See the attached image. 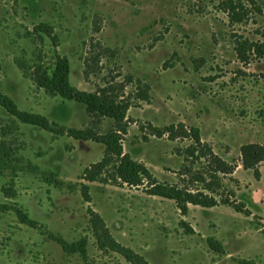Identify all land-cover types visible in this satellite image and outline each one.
Listing matches in <instances>:
<instances>
[{
    "label": "rangeland",
    "instance_id": "1",
    "mask_svg": "<svg viewBox=\"0 0 264 264\" xmlns=\"http://www.w3.org/2000/svg\"><path fill=\"white\" fill-rule=\"evenodd\" d=\"M222 1L0 0V92L58 124L46 131L0 106V147L19 158L0 167V264H264V162L256 180L239 153L241 144H264V55L243 61L236 50L243 39L264 42V0H237L247 11L240 22L229 21ZM40 22L52 27L50 37L29 35ZM56 54L69 61L70 84L106 88L129 104L122 150L159 181L187 177L179 167L191 138L158 136L156 128L197 126L203 142L235 163L237 184L222 180L249 215L220 204H189L182 215L173 200L113 179L112 164L101 169L105 181L80 178L103 144L59 126L104 132L113 123L36 84ZM83 237L85 256L57 240Z\"/></svg>",
    "mask_w": 264,
    "mask_h": 264
},
{
    "label": "trees",
    "instance_id": "2",
    "mask_svg": "<svg viewBox=\"0 0 264 264\" xmlns=\"http://www.w3.org/2000/svg\"><path fill=\"white\" fill-rule=\"evenodd\" d=\"M249 2L251 3L253 0H249ZM221 3V7L226 12L230 22H240L246 17V8L240 1L223 0ZM51 32L52 27L49 24L40 22L34 25L32 31L28 33L29 35L35 33L39 38H42L43 35L50 37ZM236 50L238 56L243 61L249 58L250 52L255 56L261 57L264 55V42L243 39L238 42ZM98 55V53L94 54L92 60L97 61ZM85 65L89 66L87 61ZM40 71L36 78H34L39 87H44L46 91L57 94L62 99L81 103L84 111L92 118H96L97 122H99V118L105 117L113 123L104 132L96 130L94 126L83 128L69 127L65 131L63 126H59L58 131L60 132L58 133H66L74 139L92 140L103 144L101 159L84 167L80 178L87 181H105L100 175L101 169L112 164L115 175H110L113 179L120 178L133 186L144 185L148 194L173 200L182 215L188 213L189 204L205 208L219 204L226 205L236 212L249 215L250 211L245 203L236 201L234 190L226 186L222 180L224 176H228L230 180L232 179L237 184L238 180L232 176L236 167L235 163L225 160L215 153L208 143L203 142L197 126H190L186 129L180 123L178 126L180 128H175L173 124L166 125L163 128H156L155 134L158 136L167 133L170 139L188 136L191 138V143L182 149L181 155L183 160L179 167V176L187 177L181 178L180 180L183 181L181 183L159 181L145 164L131 158L128 153L122 150V135L127 132L128 118L125 117V112L129 107L128 103L117 100L116 96H107L106 88H100L97 91H84L70 84V66L66 56L56 54L53 64L47 68L43 67ZM128 79L130 80L129 77ZM141 99H145V96ZM0 106L20 122L37 126L46 131H56L53 128L54 125H58L55 121H49L47 117L40 113L18 109L15 102L8 95L1 92ZM57 108L58 110L64 109V112H67L66 108L62 105H59ZM258 114L264 125V108L260 109ZM239 153L242 168L252 170L254 178L259 179L260 172L258 165L264 162V144L254 142L241 144ZM18 161L19 158L9 152V147H0V167H6ZM195 162L200 164V168L192 170ZM92 168H94L93 171H91ZM53 178L54 176L52 175L49 179ZM53 181L57 187L63 184L58 179H53ZM196 182H199L200 185L198 186ZM83 186L85 187V184ZM185 227L187 231L192 232V229L188 225L185 224ZM57 240L64 251L69 253L77 252L82 256L86 255L87 239L85 237L71 242L63 238H57Z\"/></svg>",
    "mask_w": 264,
    "mask_h": 264
},
{
    "label": "crops",
    "instance_id": "3",
    "mask_svg": "<svg viewBox=\"0 0 264 264\" xmlns=\"http://www.w3.org/2000/svg\"><path fill=\"white\" fill-rule=\"evenodd\" d=\"M237 167H238V166H237ZM258 169H259V166H258ZM245 170H246V169H245ZM235 171H236V170L233 171L232 176H233V174L235 173ZM259 172H260V169H259ZM233 177H234V176H233ZM234 178H236V177H234ZM236 179H237V178H236ZM256 180H257V179H256Z\"/></svg>",
    "mask_w": 264,
    "mask_h": 264
}]
</instances>
